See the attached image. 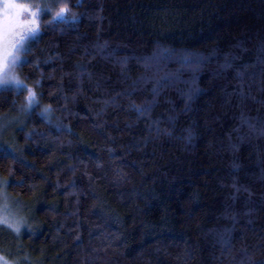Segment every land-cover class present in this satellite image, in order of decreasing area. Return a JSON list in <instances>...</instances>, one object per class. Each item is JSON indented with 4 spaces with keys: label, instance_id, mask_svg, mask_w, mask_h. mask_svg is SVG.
Instances as JSON below:
<instances>
[{
    "label": "trees",
    "instance_id": "obj_1",
    "mask_svg": "<svg viewBox=\"0 0 264 264\" xmlns=\"http://www.w3.org/2000/svg\"><path fill=\"white\" fill-rule=\"evenodd\" d=\"M51 19L18 70L36 105L0 89V173L31 218L0 248L264 264V0H69Z\"/></svg>",
    "mask_w": 264,
    "mask_h": 264
},
{
    "label": "clouds",
    "instance_id": "obj_2",
    "mask_svg": "<svg viewBox=\"0 0 264 264\" xmlns=\"http://www.w3.org/2000/svg\"><path fill=\"white\" fill-rule=\"evenodd\" d=\"M69 12V0H56L52 8L43 6L42 0H0V89L12 91L15 85H24L25 77L18 71L26 62L24 54L28 45L40 37L42 18L51 16V20L44 27L56 22L62 14ZM72 15L79 18V13ZM34 85L21 87L19 95L27 102L29 97L36 98ZM29 110H31L29 108ZM48 110L45 106L44 111ZM7 173H0V229L11 233L17 239L23 234L30 233V216L25 206L9 194L10 181ZM0 264H31V257L27 252L13 256L0 248Z\"/></svg>",
    "mask_w": 264,
    "mask_h": 264
},
{
    "label": "rangeland",
    "instance_id": "obj_3",
    "mask_svg": "<svg viewBox=\"0 0 264 264\" xmlns=\"http://www.w3.org/2000/svg\"><path fill=\"white\" fill-rule=\"evenodd\" d=\"M21 85H15L14 86V90H18L19 89V87H20ZM28 85L26 84V87H27ZM36 99H37V96H36V98H31V97H29V99H28V101L26 102V106H24L25 107V109H28V108H30V107H32V106H35L36 105V103H37V101H36ZM42 107V106H41ZM44 106H43V108H41V109H43V111H44ZM45 113H46V115L47 114H50V111L49 110H47V111H44ZM5 127L0 123V131L1 130H3ZM18 200V199H17ZM18 201H20L24 206H25V208L27 209L28 207L23 203V201H21V200H18Z\"/></svg>",
    "mask_w": 264,
    "mask_h": 264
}]
</instances>
